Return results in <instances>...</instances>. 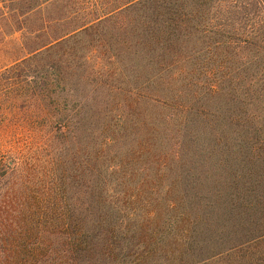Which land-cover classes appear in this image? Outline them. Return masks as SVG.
Here are the masks:
<instances>
[{"label": "rangeland", "instance_id": "1", "mask_svg": "<svg viewBox=\"0 0 264 264\" xmlns=\"http://www.w3.org/2000/svg\"><path fill=\"white\" fill-rule=\"evenodd\" d=\"M26 156L94 264H264V0H0V192Z\"/></svg>", "mask_w": 264, "mask_h": 264}, {"label": "trees", "instance_id": "2", "mask_svg": "<svg viewBox=\"0 0 264 264\" xmlns=\"http://www.w3.org/2000/svg\"><path fill=\"white\" fill-rule=\"evenodd\" d=\"M28 164L27 156L22 157L11 172L6 169L3 172L0 264L96 263L106 244L97 222L93 229L86 227L88 219H95L92 207L99 197L96 185L85 184L81 201L86 213H78L69 207L71 197L39 190L41 180L34 179L27 171ZM51 182L45 181L43 187Z\"/></svg>", "mask_w": 264, "mask_h": 264}]
</instances>
